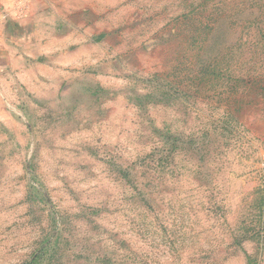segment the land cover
<instances>
[{
  "label": "rangeland",
  "instance_id": "1",
  "mask_svg": "<svg viewBox=\"0 0 264 264\" xmlns=\"http://www.w3.org/2000/svg\"><path fill=\"white\" fill-rule=\"evenodd\" d=\"M1 9L0 264H264V0Z\"/></svg>",
  "mask_w": 264,
  "mask_h": 264
},
{
  "label": "crops",
  "instance_id": "2",
  "mask_svg": "<svg viewBox=\"0 0 264 264\" xmlns=\"http://www.w3.org/2000/svg\"><path fill=\"white\" fill-rule=\"evenodd\" d=\"M2 5H3V0H0V12H1L0 18L3 17V19H4L7 17V13L3 14V10L1 9Z\"/></svg>",
  "mask_w": 264,
  "mask_h": 264
},
{
  "label": "trees",
  "instance_id": "3",
  "mask_svg": "<svg viewBox=\"0 0 264 264\" xmlns=\"http://www.w3.org/2000/svg\"><path fill=\"white\" fill-rule=\"evenodd\" d=\"M36 260H37V257L34 259V262H36Z\"/></svg>",
  "mask_w": 264,
  "mask_h": 264
}]
</instances>
